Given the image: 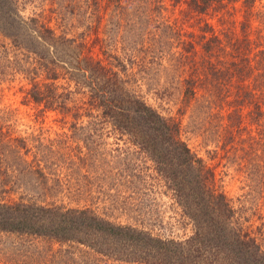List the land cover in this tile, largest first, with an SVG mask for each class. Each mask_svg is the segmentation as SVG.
<instances>
[{"label":"trees","instance_id":"1","mask_svg":"<svg viewBox=\"0 0 264 264\" xmlns=\"http://www.w3.org/2000/svg\"><path fill=\"white\" fill-rule=\"evenodd\" d=\"M34 1L0 0V84L20 76L24 101L71 134L14 137L0 110V264H264V230L249 224L264 200V0H38L45 8L23 16ZM143 86L196 114L203 146L242 178L239 207ZM107 129L151 161L191 236L162 239L97 212L108 185L89 172L105 176ZM125 169L121 186L145 181Z\"/></svg>","mask_w":264,"mask_h":264},{"label":"rangeland","instance_id":"2","mask_svg":"<svg viewBox=\"0 0 264 264\" xmlns=\"http://www.w3.org/2000/svg\"><path fill=\"white\" fill-rule=\"evenodd\" d=\"M44 8L37 0L32 5H26L21 14L23 16H29L32 13L39 14ZM165 15L169 20H178L179 24L184 22L180 8H176L173 11L172 7L168 5ZM73 29V31H80L75 28ZM2 43L4 41L0 36V45ZM127 66L130 75L133 76L134 73H137L138 68L136 66L129 64ZM5 73L7 75L1 77L4 82L0 84V110L11 111V116L7 117L8 119L11 117L7 124L12 126L6 132L9 131L14 137L20 136L30 139L41 137L44 141L55 139L56 136L62 133L71 134L69 129L70 123L62 125L59 121H54L56 118L58 120L57 116L49 113L47 118L43 119L35 111L32 104L24 101L25 94L23 90L27 88L25 81H22L18 75L13 76L9 74V71ZM137 77L140 79L142 75L138 74ZM142 89L149 105L156 108L162 115L176 118L181 122L184 131L183 137L189 147L208 165L215 167L218 185L222 187L228 199H231L234 205L239 207V201H244L246 194V189H243L244 183L242 182V178L235 173L233 168L224 167L225 161L221 160L222 153L220 151H217V156L212 153L215 150L214 145L203 146L202 139L195 133L196 131L192 125L194 118H197L196 114H193L191 110H187L185 113L179 111L181 105L176 93H173L170 97H162V91L149 93L145 92V86ZM106 133L107 138L102 141L106 144L104 149L108 152L112 150L113 156L107 158L109 163L105 165V176L102 175L103 170L102 172H89L90 178L101 177L108 185L106 192L109 205L106 206L104 198L100 197L94 205L97 212L102 215L104 214L114 223L138 227L162 239L182 241L191 236L193 231L192 224L185 218L181 208L171 195L165 193L163 184L157 180L151 161L143 155H133L137 150L119 140L117 135L113 134L110 129H107ZM126 158L132 159V164H128L126 167H132L134 175L142 176L141 178L145 179L142 183L143 180L134 178L133 185L136 186L135 189H128L126 185L121 186L122 182L116 180L114 176L127 171L126 167H124L126 162L123 161ZM127 196H130L132 199H129L128 205L122 207L123 200ZM111 199H113L112 202ZM63 202L68 201L63 199ZM81 204L84 203L81 202ZM85 204L90 205V202L87 201ZM75 205L73 204L72 206ZM105 209L107 212H104L106 211ZM254 210L257 211L255 217L260 216L262 220H256L257 218L254 217L252 222L249 223L250 225L252 224L251 229L255 230L258 227L264 230L263 199L259 201L258 206H254ZM247 215L248 213H246L245 217Z\"/></svg>","mask_w":264,"mask_h":264}]
</instances>
